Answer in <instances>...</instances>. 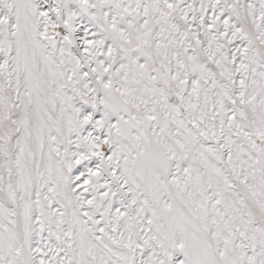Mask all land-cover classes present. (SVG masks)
<instances>
[{"label":"snow or ice","instance_id":"snow-or-ice-1","mask_svg":"<svg viewBox=\"0 0 264 264\" xmlns=\"http://www.w3.org/2000/svg\"><path fill=\"white\" fill-rule=\"evenodd\" d=\"M0 264H264V0H0Z\"/></svg>","mask_w":264,"mask_h":264}]
</instances>
